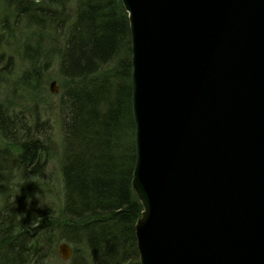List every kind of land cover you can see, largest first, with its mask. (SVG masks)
Here are the masks:
<instances>
[{
    "label": "water",
    "instance_id": "obj_1",
    "mask_svg": "<svg viewBox=\"0 0 264 264\" xmlns=\"http://www.w3.org/2000/svg\"><path fill=\"white\" fill-rule=\"evenodd\" d=\"M121 2L139 264H264V0Z\"/></svg>",
    "mask_w": 264,
    "mask_h": 264
},
{
    "label": "trees",
    "instance_id": "obj_2",
    "mask_svg": "<svg viewBox=\"0 0 264 264\" xmlns=\"http://www.w3.org/2000/svg\"><path fill=\"white\" fill-rule=\"evenodd\" d=\"M0 2V264H45L59 241L72 247L70 264H139L131 42L121 0ZM23 25L27 36L17 42ZM53 54L63 146L58 208L29 199L52 145V124L40 117Z\"/></svg>",
    "mask_w": 264,
    "mask_h": 264
},
{
    "label": "rangeland",
    "instance_id": "obj_3",
    "mask_svg": "<svg viewBox=\"0 0 264 264\" xmlns=\"http://www.w3.org/2000/svg\"><path fill=\"white\" fill-rule=\"evenodd\" d=\"M0 2V6H1ZM4 11L0 9V17L3 15ZM8 20V19H7ZM1 27V26H0ZM23 26H19L16 30L17 42L21 41V38L27 36L26 33L28 31L27 28L24 29ZM18 31H23L22 33ZM11 49V48H10ZM13 51V50H12ZM12 57V56H11ZM52 61L49 67H47V71H44L46 77V91L48 103H45L46 111L40 117L42 120L48 119L52 124V145L48 147L47 150V158L45 159L43 171L33 178V189L30 192L29 199H35L42 206H54L58 208L61 204V175L59 170V161L61 159L63 146L62 142V134H61V121L58 115V112L54 108V104L58 99V92H54L50 90V84L52 82L60 89V80L57 78L58 76V60L56 55H52ZM21 71V65L19 64L18 57L16 54L14 55V65L12 68V74L15 77H18L19 72ZM12 79V76H10ZM2 84V83H1ZM7 86V84H6ZM5 86V87H6ZM2 87V86H1ZM0 87V91L3 90ZM6 89V88H5ZM49 94V95H48ZM6 93L1 91L0 98H4ZM34 115V112H32ZM65 241H59L56 246L55 253L53 256H49L50 258L47 260L45 264H70V258L72 256V247L68 244L71 249V256L66 259L62 257V254L59 250V245Z\"/></svg>",
    "mask_w": 264,
    "mask_h": 264
},
{
    "label": "bare ground",
    "instance_id": "obj_4",
    "mask_svg": "<svg viewBox=\"0 0 264 264\" xmlns=\"http://www.w3.org/2000/svg\"><path fill=\"white\" fill-rule=\"evenodd\" d=\"M131 42V41H130ZM131 58V57H130ZM58 91H59V88H58ZM133 169H134V167H133ZM132 174H133V172H132ZM132 180V179H131ZM132 185V184H131ZM134 190V189H133ZM135 192V191H134ZM136 194V193H135ZM139 200V199H138ZM143 209V208H142ZM141 217V216H140ZM63 243H66V244H68L67 242H63Z\"/></svg>",
    "mask_w": 264,
    "mask_h": 264
},
{
    "label": "clouds",
    "instance_id": "obj_5",
    "mask_svg": "<svg viewBox=\"0 0 264 264\" xmlns=\"http://www.w3.org/2000/svg\"><path fill=\"white\" fill-rule=\"evenodd\" d=\"M37 2H38V0H37Z\"/></svg>",
    "mask_w": 264,
    "mask_h": 264
}]
</instances>
